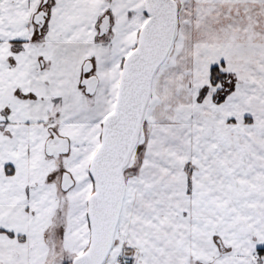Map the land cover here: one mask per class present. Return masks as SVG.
<instances>
[{"label": "snow or ice", "instance_id": "snow-or-ice-1", "mask_svg": "<svg viewBox=\"0 0 264 264\" xmlns=\"http://www.w3.org/2000/svg\"><path fill=\"white\" fill-rule=\"evenodd\" d=\"M0 264H264V0H0Z\"/></svg>", "mask_w": 264, "mask_h": 264}]
</instances>
